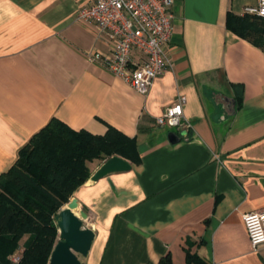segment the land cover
Here are the masks:
<instances>
[{"label": "crops", "instance_id": "obj_1", "mask_svg": "<svg viewBox=\"0 0 264 264\" xmlns=\"http://www.w3.org/2000/svg\"><path fill=\"white\" fill-rule=\"evenodd\" d=\"M95 1L0 0V176L54 119L95 136L113 127L135 141L140 162L73 194L95 233L82 264H160L167 255L188 264L187 254L264 264L243 222L264 210V49L227 28L229 13L258 0H174L172 66L146 96L88 60L111 51L97 26L75 21ZM181 95V126L159 127ZM104 162L89 165L91 176Z\"/></svg>", "mask_w": 264, "mask_h": 264}, {"label": "trees", "instance_id": "obj_2", "mask_svg": "<svg viewBox=\"0 0 264 264\" xmlns=\"http://www.w3.org/2000/svg\"><path fill=\"white\" fill-rule=\"evenodd\" d=\"M227 28L264 49V19L229 13ZM113 156L140 162L135 141L113 127L105 136H95L54 119L34 136L13 167L0 176L10 177L3 184L5 194H0V264H11L9 256L18 252L26 235L32 238L18 264H49L59 236L55 217L91 178L89 165ZM187 262L203 264L190 254ZM160 264L173 262L167 255Z\"/></svg>", "mask_w": 264, "mask_h": 264}, {"label": "built area", "instance_id": "obj_3", "mask_svg": "<svg viewBox=\"0 0 264 264\" xmlns=\"http://www.w3.org/2000/svg\"><path fill=\"white\" fill-rule=\"evenodd\" d=\"M174 0H96L80 8L79 23L97 26L107 36L108 55L91 51L87 58L146 96L154 81L172 66L170 44L174 31ZM243 15L264 19V0L244 9ZM185 96L156 119L159 127L178 128L184 120ZM243 222L254 250L264 246V210L247 213ZM21 257H15L14 264Z\"/></svg>", "mask_w": 264, "mask_h": 264}, {"label": "water", "instance_id": "obj_4", "mask_svg": "<svg viewBox=\"0 0 264 264\" xmlns=\"http://www.w3.org/2000/svg\"><path fill=\"white\" fill-rule=\"evenodd\" d=\"M171 144L180 142L179 138L170 134ZM132 165L119 156H113L106 160L101 167L91 176L90 180L97 182L113 173L128 172ZM78 203L70 202L55 217L59 230V240L54 247L49 264H82L79 257H86L91 250L95 239V233L85 223L89 216L85 212H79Z\"/></svg>", "mask_w": 264, "mask_h": 264}, {"label": "rangeland", "instance_id": "obj_5", "mask_svg": "<svg viewBox=\"0 0 264 264\" xmlns=\"http://www.w3.org/2000/svg\"><path fill=\"white\" fill-rule=\"evenodd\" d=\"M96 162L101 163L100 161H96ZM9 179H10L9 175L3 176L0 179V194H5L3 191V184H6L7 182H9ZM68 204H66L64 207H66ZM76 213L78 214L79 211L77 210ZM13 230L14 229H12V231ZM58 234H59V230H58ZM8 236L11 237L12 235L9 234ZM25 238H27V241L30 242V239L32 238V236L26 235ZM58 240H59V236H58ZM18 256H21V255H19V251L9 256V261L11 262V264H14V259H15V257H18ZM79 258H82V257H79ZM200 260H201V262H203V264H208L206 261H203L202 259H200Z\"/></svg>", "mask_w": 264, "mask_h": 264}]
</instances>
